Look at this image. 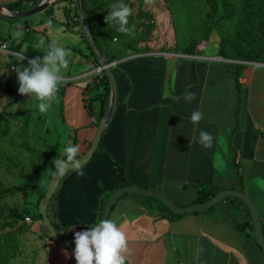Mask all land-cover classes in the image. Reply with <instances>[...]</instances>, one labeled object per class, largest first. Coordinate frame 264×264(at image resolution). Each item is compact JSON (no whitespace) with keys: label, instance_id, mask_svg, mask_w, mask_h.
<instances>
[{"label":"crops","instance_id":"obj_1","mask_svg":"<svg viewBox=\"0 0 264 264\" xmlns=\"http://www.w3.org/2000/svg\"><path fill=\"white\" fill-rule=\"evenodd\" d=\"M15 1L0 0V4ZM203 49L195 54L134 52L116 61L118 105L101 147L82 165L84 177L75 171L64 177L66 211L76 215L82 209L89 222L78 220L75 227L67 212L53 204L57 230L72 235L76 229L88 230L99 220L100 199H110L124 180L157 190L182 207L198 203L199 185L244 190L255 203L264 230V62H246L240 93L237 67L230 65L233 60ZM81 54V65L89 69L93 65L89 51ZM95 69L75 77L84 80L85 108L84 89ZM75 78L62 77V81L71 83ZM58 88L66 101L70 91L64 84ZM186 91L194 92L196 99L186 102ZM87 98L92 100L88 94ZM106 101L97 98L91 104L93 115L88 111L90 120L74 127L70 144L78 145L77 134L83 128L90 133L83 137L85 146L93 140L101 112L109 106ZM193 111L203 113L198 124L190 120ZM200 131L212 135L211 148L197 142ZM59 188L60 184L58 192ZM156 200L132 193L110 213L109 219L126 234L130 264H264V249L251 237L252 216L244 208L222 201L206 212L175 217ZM38 227L42 229V221ZM49 260L76 264L74 250L61 246L52 247Z\"/></svg>","mask_w":264,"mask_h":264},{"label":"rangeland","instance_id":"obj_2","mask_svg":"<svg viewBox=\"0 0 264 264\" xmlns=\"http://www.w3.org/2000/svg\"><path fill=\"white\" fill-rule=\"evenodd\" d=\"M88 1L99 14L104 16L108 14L112 5L118 2V0ZM119 2L126 3L132 8L131 16L133 17L139 18L142 16V12H147L150 15L146 20L147 24L137 22L140 27L139 30L134 28L133 35L119 36L115 34L109 40V43L123 49L127 48L124 46L126 44L124 40L133 44L131 48L127 49L129 53L144 50L185 52L187 47L196 46L209 25H212L214 29L204 49H202L206 53H216L219 52L220 39L228 32L233 34L239 28L241 20L248 17L247 11L236 13L233 17L225 15L221 0H216V12L221 16L218 21L211 19L214 8L209 0H150V2H146V0H119ZM49 7H52L49 10L51 12L45 10L27 17H13L14 22L0 16V42L8 41L6 42L8 48L10 51H14L11 54L0 50V112L5 111L7 113L8 118L3 123L10 126L9 134L0 139V189L24 187V177L30 173L35 183V188L27 194L23 190H17L0 195V205L6 215L12 209H17L21 214L17 219L13 216L8 219L11 226L6 229H17L19 243L18 249L11 257L9 264H50L51 249L58 245L38 227L42 221L38 217V202L41 195L47 192L49 181L53 176L54 165L52 161L54 158H60L53 153L52 147L53 144L59 142L58 152L63 155L64 148L75 139L74 127L86 124L85 122H88L91 117L82 103L81 94L84 80L80 81V79L75 78L81 73L83 74L84 70L89 72L94 69L93 65L89 69L81 65L84 63L80 60L81 53L89 51L88 46L80 32L69 30L70 26L76 27L77 23L76 1L56 0ZM252 11L255 14L258 13L259 7L253 8ZM49 20L54 29L51 32L47 27ZM147 25H150L151 32L147 31ZM16 31L23 32L22 38L15 39L13 37V33ZM41 36L45 39V46L55 39L60 45L71 51V56L68 57L69 68L62 73V77L75 78L71 83H67L65 79L60 83V85H66L67 91H70L65 96L66 101H64L62 93L57 91L51 108L43 114L39 112L37 102L29 101L28 97L19 94L18 78L11 67L20 64L26 67L30 59L43 57L44 51L42 49H33V45L38 42V38ZM144 37H147L146 40H141ZM113 45L111 46L112 50L116 48ZM115 51L118 50L115 49ZM21 56H24L23 61H19ZM234 61L238 62V60ZM102 73L105 72L94 71V75L99 74L100 77L103 76ZM91 79L92 76L89 80ZM105 79L101 78L99 82H96L94 89L89 90L88 95L92 98L91 104H94L97 98L104 100L106 98V102L110 101L111 88L108 94ZM95 90L98 91L97 94ZM93 110L95 111V107ZM12 112L18 114L14 115ZM100 120H98L96 128ZM84 129H82L83 131L79 130L77 134L79 149L86 145L84 135L90 136V133ZM37 167L39 168L35 170ZM66 179L62 178L58 192L59 197H53L48 213L52 219V205L57 204L62 212H67V220L77 227L78 220L89 222L87 220L90 217L82 209L76 211V215L71 211H66L62 192ZM156 202L161 203L158 200ZM161 204L163 205V203ZM27 217H31L32 221H28ZM57 232L60 239L73 243L74 234L79 230H74L73 235L65 234L60 229Z\"/></svg>","mask_w":264,"mask_h":264},{"label":"trees","instance_id":"obj_3","mask_svg":"<svg viewBox=\"0 0 264 264\" xmlns=\"http://www.w3.org/2000/svg\"><path fill=\"white\" fill-rule=\"evenodd\" d=\"M212 3V7L214 8V11L211 15V19L214 21L220 20V17L218 13L216 12V0H209ZM41 2V0H18L12 3H9V7L12 8L13 10L19 11V10H25L29 9L32 7H35ZM223 8H224V13L225 15L229 17H233L236 13L247 11L248 17L243 18L241 20V24L239 25V28L233 33H227L224 35L219 42V53L226 59L230 60H238V62H233L230 63V65L236 66L237 71V81H238V88L240 93H242V81H241V71L247 66L246 62H264V0H221ZM255 7H259L258 13H254L252 10ZM52 7H49L46 9V11H49ZM83 8L86 14V18L88 21V25L90 27V30L92 32V35L94 36L98 48L102 52L103 56L108 62H114V60H120L123 57L127 56L129 52H127L128 48H131L133 44L128 43L126 40H124L125 47L127 48H119L117 45H113L109 43V40L113 37V35L117 34L119 36H125L126 34L119 33L118 31L115 30V27L111 24H106L105 22V17L106 16L99 14L96 9L93 7V5L89 4L88 0H83ZM142 16L139 18L137 17H129V27H133L137 30H139V23L137 22H143L142 24H147L146 20L150 15L147 12H142ZM8 19H13L11 16H3ZM76 27L75 26H70L69 30H76L82 34V37L84 41L86 42V45L88 46L89 49V54L87 55L91 63L93 64L94 68L98 67L100 65L93 49L89 45L87 38L84 34L83 28L80 23V19L77 13V2H76ZM138 20V21H137ZM214 27L212 25H209L206 29L204 34L202 35L201 39L199 42L196 44L195 47H187L185 49V52L188 54H195L199 49L204 48L207 41L209 40V36L211 35ZM151 32L150 25H147V31ZM147 37L142 38L141 40H146ZM115 46L118 51H115L111 49V46ZM76 48V47H75ZM198 48V49H197ZM149 51V50H147ZM137 52H145L144 51H137ZM122 55V56H121ZM115 74L117 75V69L116 65L113 67ZM103 76L100 77L99 74L93 75L92 79L86 84L84 92L86 94L85 97V102H86V108H88V111L91 115H93V108L91 106V99L89 100L87 98V94L89 90L96 86V82H99L101 78H106L107 82V87H108V94L110 93V82L109 79L106 75V73H102ZM59 89V88H58ZM14 115H17L18 113L12 112ZM104 114V110L101 112V115L99 117V120L101 116ZM8 116L5 111L0 112V139L3 136H6L10 132V126L8 124H4L7 120ZM97 124V123H96ZM97 126V125H96ZM82 127L77 128L79 130ZM92 141H89L87 146L83 147L82 149H79V154L77 159L82 157L87 150L89 149ZM102 142V141H101ZM101 147V143L98 147V150ZM53 153L56 154L58 157L62 158V155L58 153L59 149V144H53ZM97 150V151H98ZM42 166V165H41ZM39 167H37L35 170H37ZM237 170H240L239 163H237ZM53 174V172H52ZM51 174V176H52ZM25 185L22 188H2L0 189V195L6 193V192H15L19 190H23L26 192V194L31 191L32 189L35 188V183L33 181L32 175L27 174L25 177ZM125 186H130V184L127 181H122L120 187H125ZM199 193H198V202H203L211 197L215 196L217 193L220 191L218 190H213L211 185H199ZM244 192V190H242ZM58 192V189L56 193ZM55 193V195H56ZM46 193H43L39 199L38 204L40 203L41 199L45 196ZM132 193H126L125 195L121 196L116 204L124 198L126 195H130ZM134 194V193H133ZM55 195L53 197H55ZM112 194H110L111 196ZM141 197H146V198H151L149 196L145 195H139ZM109 196V195H108ZM109 196V197H110ZM109 200V199H108ZM107 199L101 198L100 199V216L99 220L102 219L105 206L108 202ZM224 201H230L232 204L236 206H240L241 208H244L248 214L251 217V214L246 206V204L239 198L236 197H229L225 199ZM116 204L113 206V208L116 206ZM51 205V204H50ZM39 206V205H38ZM50 207V206H49ZM166 209L173 213L175 217H181L183 215H179L174 213L172 210H170L166 205ZM112 208V209H113ZM112 211V210H111ZM39 212V211H38ZM20 211L17 209H12V211L6 215L4 212L2 206L0 205V264H9L11 257L15 254V252L18 249L19 243H18V236H17V229H6L11 226V223L8 222V219L13 216L14 218L20 217ZM50 216V214H49ZM38 217L42 219V215L38 213ZM55 225V223H53ZM250 227L252 231V239L253 241L258 245L255 237V231L253 228V223H252V218H250Z\"/></svg>","mask_w":264,"mask_h":264},{"label":"clouds","instance_id":"obj_4","mask_svg":"<svg viewBox=\"0 0 264 264\" xmlns=\"http://www.w3.org/2000/svg\"><path fill=\"white\" fill-rule=\"evenodd\" d=\"M146 2H150V0H146ZM131 14L132 8L118 0L112 5L108 16L105 17V22L113 25L119 33L133 35L134 26H128ZM47 27L50 32L54 30L50 20L47 22ZM22 36V31L13 33L15 39H20ZM33 49H42L43 57H34L28 61L26 67L20 64L12 70L18 78L19 94L28 97L29 101L37 102L38 110L43 114L51 108V103L62 82V73L69 68L68 57L71 56V51L60 45L55 39L45 46V39L42 36L33 45ZM23 60L24 56H21L19 61ZM183 99L186 102H192L196 99V95L194 92L186 91L183 94ZM202 118L203 113L200 111H193L190 116L193 124H198ZM212 141L213 137L210 133L199 132L197 142L203 147L211 148ZM78 154L79 146L68 144L64 148L62 158H54L52 161L53 175L62 177L69 171H75L78 177H84L82 165L77 159ZM74 244L76 264H126V262L130 264L128 262L130 249L126 234L111 219L98 221L88 230L76 232Z\"/></svg>","mask_w":264,"mask_h":264},{"label":"water","instance_id":"obj_5","mask_svg":"<svg viewBox=\"0 0 264 264\" xmlns=\"http://www.w3.org/2000/svg\"><path fill=\"white\" fill-rule=\"evenodd\" d=\"M56 0H41V2L36 5L35 7L25 9V10H13L9 7L8 4H0V16H11L14 18H22L27 17L30 15L37 14L39 12L45 11L49 6ZM77 2V13L80 19L81 26L83 28L84 34L87 38V41L91 48L93 49L100 66L95 69V71H104L109 79L110 87H111V98L110 103L101 117V120L99 122V125L95 131L93 140L91 142V145L87 152L79 158L81 165L86 164L88 161L92 159V157L95 155V153L98 150V147L102 141L103 134L106 129V125L111 121V119L114 116V113L116 111L117 105H118V85H117V77L113 70V66L116 65V62H108L105 57L103 56L102 52L98 48L97 42L92 35V32L90 30V27L88 25V21L86 18V14L83 8V0H75ZM71 169V166H70ZM69 169V170H70ZM70 172V171H69ZM68 172V173H69ZM66 173V174H68ZM65 174V175H66ZM58 177L53 175L49 181L48 184V190L45 194V196L41 199L39 203V213L42 215V231L45 235H47L54 243H56L58 246L69 248V249H75V244L63 241L60 239L57 229L55 225L52 222L51 217L48 213V208L52 202L53 196L55 195L58 186L60 184V181L63 177ZM126 193H134L139 195H145L149 196L155 199L160 200L163 202L170 210H172L174 213L183 215V214H189V213H199V212H206L210 209H212L215 205L218 203L224 201L225 199L229 197H236L241 199L246 206L248 207L252 220H253V227L255 231V237L258 245L264 249V230H263V224L262 220L260 218L258 209L255 205V203L250 199V197L243 191L236 190V189H226L222 190L219 193H217L215 196L211 197L210 199L191 204L187 207H182L177 205L175 202H173L171 199H169L165 194L146 187H141L137 185H130L125 187L118 188L110 197L108 200L105 210L102 216V220L109 219L111 210L113 206L116 204L118 199L125 195Z\"/></svg>","mask_w":264,"mask_h":264},{"label":"built area","instance_id":"obj_6","mask_svg":"<svg viewBox=\"0 0 264 264\" xmlns=\"http://www.w3.org/2000/svg\"><path fill=\"white\" fill-rule=\"evenodd\" d=\"M0 50H4V51H7V52H10V51H8L7 43H4V42H0ZM11 67L14 68L16 66L12 65ZM27 220L28 221H32V218L31 217H27Z\"/></svg>","mask_w":264,"mask_h":264}]
</instances>
